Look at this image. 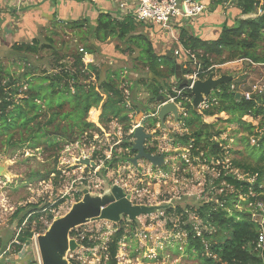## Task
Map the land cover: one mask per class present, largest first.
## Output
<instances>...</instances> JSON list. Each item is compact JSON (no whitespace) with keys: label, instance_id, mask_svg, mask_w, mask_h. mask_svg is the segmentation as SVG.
<instances>
[{"label":"trees","instance_id":"16d2710c","mask_svg":"<svg viewBox=\"0 0 264 264\" xmlns=\"http://www.w3.org/2000/svg\"><path fill=\"white\" fill-rule=\"evenodd\" d=\"M207 1L215 7L231 4L239 11L240 17L233 20L231 26L223 23L217 39L212 41L200 39L178 26L174 49L180 45L183 50L196 56L201 72H205L199 73L198 78L206 79L213 73L212 67L215 64L239 61V66L247 65L249 68L253 64L264 65V51L257 52L264 37V0ZM258 10L260 14H257ZM253 14L256 15L255 18H248ZM85 24V20L50 23L53 28L63 25L71 29L84 27L93 42L90 45L83 43L82 52L77 51L67 59L56 58L50 73L44 70L36 73L35 67L28 64L24 56L19 57L25 61L20 67V73H9L0 63V150H16L23 146L30 150L41 148L43 153L53 157L56 163L64 147L82 142L95 143L94 136L102 135L100 129L88 121L89 112L95 109L100 111L98 123L108 125L117 122L122 126V138L111 149L110 158L100 156L103 171L114 169L118 163L128 161L127 157L134 154L131 151L132 135H128L132 128L133 111L135 115L142 113L145 117L154 115L155 109H151L150 105L158 103V97H176L168 85L171 79H175L176 65H179L184 78L194 73L190 60L180 57L171 59L174 49L161 55L156 54L153 42L146 35L136 32L137 24L143 28L145 25L130 16L124 15L122 19H117L110 14H99L95 26ZM111 39L124 43L125 52L129 55L136 51V60L141 61L147 72L144 78L135 80L127 87L129 108L126 104L128 98L122 87L121 72H109L103 77L97 67L85 59V56L90 57L99 45H104ZM32 43L14 44L11 49L17 54L27 55L26 52L37 54L40 49L51 48L39 40ZM225 52L226 58L219 60ZM234 82L232 76L229 84H223L212 92L211 102L206 109L194 111L191 105V91L180 87V81L174 80L173 88L180 91L176 103H180L185 110V117L180 119L181 128L187 133L172 135V145L190 147L189 156L193 165L204 164L211 169H217L218 176L213 185L220 192L210 201L202 202L197 207L192 206L186 210L168 207L162 212L166 216H179L180 230L186 238L184 253L195 257L201 264H264V248L261 251L256 249L258 237L264 233V221L261 224L257 222L258 215L261 216L264 211V92L260 95L254 94L250 100H246L240 92L230 90ZM140 87H143L147 95L145 104L140 102L137 93L135 94ZM221 113L229 117V124H235L237 129L245 134L240 140L246 154L245 159L229 160L226 167L238 171L244 179L237 178L221 166L215 167L217 162L222 163L227 158L226 152L239 154L225 151L221 143L213 139L218 137L219 133H211V126L203 122L204 117ZM246 116L253 120L259 118L257 125L242 121ZM142 123H148L147 129L155 130V134H158L155 129L158 121L154 117H147ZM251 137L255 139V145L249 144ZM118 149L122 153H117ZM146 152L156 154L157 149L147 147ZM96 154L93 153V158H96ZM185 164L182 161V166ZM50 173L59 175L55 170ZM49 174L45 175V178ZM249 179L253 181L249 182ZM76 197L77 202L81 195L77 193ZM62 203L63 200H60L53 206L45 205L41 208L28 204L17 211L15 216L22 213L18 221L19 232L14 239L17 253L34 234H43L47 229V226L41 227L37 222V228L31 231V223L38 221L45 210L46 220L50 224L53 220L51 211ZM259 204L261 207L257 206ZM237 205L243 207V210L239 211ZM189 215H192L191 220ZM196 221H200L206 229L197 233L194 226ZM76 235L75 230L69 233L72 239H75ZM125 236L122 227L109 236L105 244V264H117L119 243ZM87 237L88 235L79 244L92 248L94 243L89 242ZM7 242L0 241L4 243L5 248L8 247ZM27 264L36 263L30 261Z\"/></svg>","mask_w":264,"mask_h":264},{"label":"rangeland","instance_id":"374dc122","mask_svg":"<svg viewBox=\"0 0 264 264\" xmlns=\"http://www.w3.org/2000/svg\"><path fill=\"white\" fill-rule=\"evenodd\" d=\"M89 7L92 9L91 6ZM213 7L210 4V9ZM231 7V4H224L220 7L219 11H222L220 14L225 13L226 8ZM94 12L93 10L92 13ZM91 16L93 15L85 13L83 20L90 24V20H93ZM255 17V14L248 16V18ZM230 18H233V15ZM144 27L137 24L136 32L146 35L149 39L152 37V40L154 36L160 38L161 30L159 27L151 25ZM85 29L84 27L71 29L65 25L53 28L48 25L47 28L38 32L37 40L44 45L51 46V48L40 49L37 54L26 52L27 55L17 54L12 49H4L0 54V63L9 73H20L22 70L20 67L24 65L25 61L19 57L24 56L28 64L35 67L36 73L43 70L50 73L51 65L56 58L67 59L76 54L84 46L83 43L87 45L93 43ZM34 40H27L26 42L31 45ZM154 40L153 43H155ZM158 40H160L159 44L154 45L156 53H163L166 49H174L172 41L169 45L161 41L166 40V38ZM125 48L124 43L111 39L104 45H99L94 53L87 58V61L93 63L103 77L109 72H121L122 87L125 89L127 101L130 104L129 95L126 91L127 87L135 80L144 78L147 72L141 61L136 60L137 52L129 55L128 52H125ZM263 51L264 37L259 43L257 52ZM225 58L226 52L219 60ZM239 64V61L215 64L213 65V73L216 77L222 74L233 76L235 79L233 86L237 92L247 91L252 83H264V67L251 66L249 68L247 65L239 66ZM174 80L171 79L168 82L172 90H176L173 88ZM136 93L137 99L145 104L147 95L143 87L136 90ZM164 96V101L169 99L168 96H165L166 99ZM129 104L127 105L128 108L130 107ZM159 105V103H155L150 106L151 109L156 110ZM201 108L203 107L200 106L198 111ZM91 111V118H88V121L94 123L102 135L94 136L95 143L83 144L82 142L64 147L59 153L56 163L54 158L43 153L41 148L30 150L23 146L16 150H0V167L5 173L0 176V241L7 242L10 240L7 242L8 247L2 256V259L6 261L5 264H27L30 261L40 264L36 243L38 234H34L29 245H24L18 253L14 247L16 243L14 239L19 232L18 221L22 213L15 215L20 208H24L28 204L41 208L45 205L53 206L58 201L63 200L62 204L51 211L53 219H55L64 216L69 211L72 204L76 202L77 193L82 188H88L91 194L99 195L117 185L129 196L132 205L179 207L184 210L192 206L197 207L202 202L210 201L213 196L219 194L220 190L217 191L213 185V181L218 176L217 169H211L204 164L193 165L192 161L182 166L183 159L181 156L185 155L186 150L189 152L190 147L173 146L171 139L172 135L187 133L181 128V124L178 123L174 126L172 121L167 119L165 121L166 129L157 124L155 129L158 134H155V130L147 129L148 123H142L144 115L142 113L135 115L134 111L133 115L130 114L133 117L131 124L133 126L140 124L148 133L152 134L151 139L146 141L147 144L145 142V146L156 147L157 153L166 155L165 165L161 168H153L148 162L142 160L138 162L136 167H133L126 161L121 164L118 163L114 169L103 171V161L100 156L104 155L107 157L106 159L110 158L111 149L122 138V126L118 125L117 122L108 125L100 124L98 123L100 111L95 109ZM228 119L229 117L225 113L203 118V122L211 126V133H219L218 137L213 138L214 141H219L225 151L239 153L228 154L226 152L227 158L222 163L217 162L215 164V167L221 166L225 170L229 165V160L243 161L246 156L243 144L240 142L245 134L239 131L235 124H229ZM242 121L256 126L259 118L251 120V118L244 117ZM249 144L255 145V139L249 138ZM94 152L97 153L96 158H93ZM117 153H122V151L118 149ZM127 158H133V156ZM84 159H88V165L81 163ZM53 170L59 172V175L50 173ZM227 171L233 173L237 178L244 179V176L238 171L229 169ZM47 174L49 176L45 178ZM248 181L252 182L253 180L249 179ZM221 185L223 186V184ZM237 209L242 211L243 207L237 205ZM46 217L47 214L44 210L42 217L31 223V231H35L37 222L40 223L41 227H48L50 224ZM189 217L191 220L192 215ZM257 218V222L261 224L264 221V211L261 217L258 215ZM179 221V216H166L160 211L149 216H140L135 222H128L126 217H122L117 224L108 221L89 222L74 229L77 232L75 240L78 247L74 252H68L66 259L70 264H105L107 257L105 244L109 236L122 227L126 236L119 243L116 256L117 264H201L195 257H189L184 253L186 238L180 230ZM132 223L135 224L132 225ZM194 226L197 233L206 229L200 221L194 222ZM87 235L88 241L94 243L92 248L83 247L79 244ZM3 244L0 243V253L4 247ZM8 260H10L9 263H7Z\"/></svg>","mask_w":264,"mask_h":264},{"label":"water","instance_id":"95a60500","mask_svg":"<svg viewBox=\"0 0 264 264\" xmlns=\"http://www.w3.org/2000/svg\"><path fill=\"white\" fill-rule=\"evenodd\" d=\"M171 59H175L173 54H171ZM175 79L180 81V87L187 88L188 81L182 77L179 65L175 66ZM231 80L232 77L229 75L216 77L214 73H210L206 79L194 81L190 88L193 96L191 103L193 110L198 111L204 99H208L214 90L223 84H229ZM157 102L160 105L155 110V114L144 116V119L154 117L163 129H166L167 119L172 120V125H177L181 118L177 105L174 102H165L163 96L158 97ZM151 137L152 134L140 124L133 129L131 151L135 155L128 159L133 167H136L142 160L148 162L153 168H161L165 165L163 153L146 152L145 142ZM81 163L88 165L89 161L84 159ZM2 169L0 167V176L5 174ZM78 194L81 195V199L73 203L64 216L53 219L43 234L37 235L36 243L40 264H70L66 255L68 252H74L78 247L76 240L69 237V233L75 228L93 221H108L117 224L122 217H126L128 222H135L140 216H149L168 208L167 206L132 205L129 196L117 185L99 195L91 194L88 188H82ZM28 245L29 242L26 243V246ZM4 251H6L5 247L2 248V252ZM4 262L6 261L2 259L0 264Z\"/></svg>","mask_w":264,"mask_h":264},{"label":"crops","instance_id":"0c3cea01","mask_svg":"<svg viewBox=\"0 0 264 264\" xmlns=\"http://www.w3.org/2000/svg\"><path fill=\"white\" fill-rule=\"evenodd\" d=\"M204 2L208 6V12L195 17L189 22H183L180 26L200 39L212 41L217 39L223 23L231 26L233 25V20L239 18L240 15L239 11L234 7L226 8L225 13L220 14L222 12L219 11L220 7L214 6L210 9V3L207 0H204ZM88 5L92 9H89ZM12 7L13 5L8 0H0V54L4 49L11 50V46L14 44H26L27 40H37L38 32L47 28L52 22L70 23L72 21H82L85 18V13H88L93 15L91 16L93 20H90V24L95 26L99 14H110L117 19H122L124 16L116 5L105 0H96L93 3L65 2L61 0H24L18 10ZM91 10L95 12L92 13ZM231 15H233V18H230ZM174 34H177V28L174 29ZM151 38L152 42L155 39L154 45L159 44L160 40L158 39L160 38H166V40L161 41L169 45L172 41L170 36L163 31H161L160 38L156 36L153 37V40ZM172 42L175 45V42ZM167 50L169 49L164 50V52ZM163 53L156 54L161 55ZM222 75L231 76L230 74Z\"/></svg>","mask_w":264,"mask_h":264},{"label":"built area","instance_id":"2783aa9c","mask_svg":"<svg viewBox=\"0 0 264 264\" xmlns=\"http://www.w3.org/2000/svg\"><path fill=\"white\" fill-rule=\"evenodd\" d=\"M10 4L13 5L12 8L18 10L23 4L24 0H8ZM65 2H90L93 3L96 0H61ZM111 4H114L122 11L123 15L132 17L136 22L143 25L157 26L161 31L166 32L172 41L177 42V36L174 34V29L178 28L183 22H189L195 17H199L202 14L208 12V6L201 0H105ZM257 14H260L258 10ZM79 52H82V49H79ZM87 56V55H86ZM85 56V59H87ZM174 57H180L185 60H190L194 73L185 76V79L188 81V89L190 90L194 81L198 78L199 73L201 72L200 63L197 60L196 56L189 51H185L179 45L174 49ZM88 60V59H87ZM89 62V61H88ZM254 67H260L264 65L253 64ZM231 91H235L233 85L230 86ZM176 97H169L165 102H174L180 110L181 118L185 117V110L180 103H176V98L180 95V91L172 90ZM264 92V83H252L249 85L248 91L240 92L243 94L246 100H250L252 95H260ZM211 97V96H210ZM210 97L204 99L201 106L206 109L210 104ZM214 102V100L212 101ZM127 105L129 102L126 103ZM159 107V106H157ZM89 112V117L91 116ZM88 117V118H89ZM180 118V119H181ZM138 125V124H137ZM137 125H132V128L129 130L128 135H132L133 129ZM181 158L187 164L192 160L190 159L188 150L185 151V155H182ZM240 179V178H239ZM261 207V205H257ZM261 217V216H260ZM262 223V222H261ZM264 248V233L262 232L258 241L256 242V249L260 251ZM3 252L0 253V261L2 260Z\"/></svg>","mask_w":264,"mask_h":264},{"label":"flooded vegetation","instance_id":"af4514ba","mask_svg":"<svg viewBox=\"0 0 264 264\" xmlns=\"http://www.w3.org/2000/svg\"><path fill=\"white\" fill-rule=\"evenodd\" d=\"M171 121H172V120H171ZM178 123L181 124L180 119H179ZM146 144H147V143H146ZM145 147H146V146H145ZM146 148H147V147H146ZM134 155H135V153H134L132 156H134ZM132 156H131V157H132Z\"/></svg>","mask_w":264,"mask_h":264},{"label":"clouds","instance_id":"9594fccd","mask_svg":"<svg viewBox=\"0 0 264 264\" xmlns=\"http://www.w3.org/2000/svg\"><path fill=\"white\" fill-rule=\"evenodd\" d=\"M175 58V57H174ZM213 68V67H212ZM218 77V76H217ZM188 87V86H187Z\"/></svg>","mask_w":264,"mask_h":264}]
</instances>
